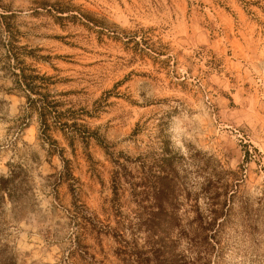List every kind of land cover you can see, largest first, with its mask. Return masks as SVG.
I'll return each instance as SVG.
<instances>
[{
  "label": "rangeland",
  "instance_id": "374dc122",
  "mask_svg": "<svg viewBox=\"0 0 264 264\" xmlns=\"http://www.w3.org/2000/svg\"><path fill=\"white\" fill-rule=\"evenodd\" d=\"M17 66L65 133L30 109ZM164 151L183 156L185 228L206 178L225 207L196 256L264 264V0H0V264H56L74 208L114 226L117 163ZM122 189L121 210L149 212ZM82 240L120 263L112 236Z\"/></svg>",
  "mask_w": 264,
  "mask_h": 264
},
{
  "label": "trees",
  "instance_id": "16d2710c",
  "mask_svg": "<svg viewBox=\"0 0 264 264\" xmlns=\"http://www.w3.org/2000/svg\"><path fill=\"white\" fill-rule=\"evenodd\" d=\"M11 51L10 44L8 54L13 57L14 54ZM18 63L16 60L15 65ZM17 69V83L25 91L30 109L38 110L40 122L45 126L49 125L47 123L49 117L52 123L65 133L72 124L67 121L61 122L58 112L54 110L55 104L37 88L34 77L26 75L24 67L17 66ZM182 158V155L167 151L155 157L139 155L134 159L125 158L133 164L135 173L128 170L126 164L118 162L111 176L113 194L111 202L114 207L115 225L112 226L109 219L108 223H103L99 219L95 221L84 213V209L74 208L70 213L72 224L75 226L70 247L65 257L56 264H112L98 260L90 251V245L83 242L82 239L91 233L110 235L114 238L118 243L116 248V255L120 260L118 264H201L202 258L206 260V257L200 254L196 256L193 247L200 242L213 246L208 239H213L215 236L214 233L217 230L215 227L221 224L222 220L219 218L225 215V207L217 206L218 202L214 201L217 192L211 189L212 180L206 178L202 183V189L207 199L211 201L207 202L208 206L204 210L197 203L195 204L194 215L187 223L190 228H185L183 218L176 212L179 197L183 191V177L179 172ZM124 184L127 185L130 195L136 199L134 201L137 202V206H141L144 201H149L147 205L150 207L149 212L142 213L136 208L132 214H128L121 210L120 196ZM209 195L212 196L209 197ZM140 232L144 233V245L141 246L136 237ZM183 237L187 238L190 249L188 252L180 249ZM192 253L196 256L195 258L192 257ZM210 263L206 260L203 264ZM212 264H218V261H213Z\"/></svg>",
  "mask_w": 264,
  "mask_h": 264
}]
</instances>
